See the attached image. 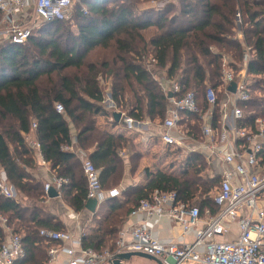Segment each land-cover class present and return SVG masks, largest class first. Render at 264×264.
Masks as SVG:
<instances>
[{"label":"trees","instance_id":"16d2710c","mask_svg":"<svg viewBox=\"0 0 264 264\" xmlns=\"http://www.w3.org/2000/svg\"><path fill=\"white\" fill-rule=\"evenodd\" d=\"M146 1L150 0H82L87 10L77 7V33L64 26L67 20H52L34 28L25 45L0 44V169L17 194L0 197V211L26 250V257L14 264H47L51 244L40 236L41 230L65 229L44 205L45 181L32 176L37 165L29 138L40 143L52 172L68 180L58 192L62 201L78 214L85 212L89 199L83 162L65 147L75 146L79 152L94 148L88 158L100 170L103 190L108 184L116 186L122 151H127L133 169L137 167L140 155L131 140L101 131L95 116L105 109L110 93L118 113L137 121H165L169 100L145 64L150 56L169 79L196 92L205 112L207 85H222L223 58L238 75L246 48H251V99L240 103L242 124L254 128L258 118L264 119V0H178V5L163 10L138 12V5ZM152 29L156 34L149 39L146 34ZM238 31L243 40L237 38ZM59 104L63 113L56 109ZM215 109L217 118L219 106ZM183 117L184 124L198 120ZM191 133L200 134L197 123ZM262 157L264 164V153ZM188 159L191 167L181 175L146 169L145 186L107 199L108 213L92 219L81 239L83 248L113 252L131 212L156 190L176 192L180 201L198 207L202 217L206 210L216 214L214 195L221 178L209 176L202 155L194 153ZM4 239L0 227V247Z\"/></svg>","mask_w":264,"mask_h":264},{"label":"built area","instance_id":"2783aa9c","mask_svg":"<svg viewBox=\"0 0 264 264\" xmlns=\"http://www.w3.org/2000/svg\"><path fill=\"white\" fill-rule=\"evenodd\" d=\"M74 4V0H0V39L25 45L32 33L29 20L31 11L41 23L68 20ZM84 12L86 13L85 9ZM237 22L242 24L239 13ZM237 38L244 39L241 31H238ZM251 51V48H246L243 69L238 75L229 59L226 56L223 58L222 85L218 89L207 85L205 95L208 109L205 112L198 104L196 92L178 80L169 79L165 71L155 67L157 61L150 56L145 64L169 100L166 119L164 122H151L149 119L142 124L122 113L121 119L130 130L156 123L162 130L160 134L153 136L164 147L174 148L183 157L190 158L194 153L202 155L208 163L209 176L221 178L220 187L214 195V202L218 207L216 214L206 210L202 217L198 207H191L180 201L176 192L160 190L142 200L130 214L131 217L143 214L157 219L165 216L177 224L184 234L195 231V241L165 244L154 238L150 229L134 226L120 232L113 252H97L83 248L82 232L80 239L75 240L68 231L44 229L40 236L47 244H51L48 250L49 263L59 253L65 252L71 258L68 264H110L115 256L124 253H144L159 259L163 264H264V119L258 118L254 128L245 126L242 124L244 113L240 107V103L251 99V76L248 74ZM232 84H236L235 92L230 91ZM219 94H222L220 101ZM216 106H219L217 118ZM56 109L59 113L64 112L60 104ZM183 114L198 117L195 122L200 128L198 136L185 128ZM32 127L36 129L37 124L33 123ZM30 142L36 161L49 167L40 143ZM65 150L80 155L75 146L65 147ZM82 158L88 182V199L96 200L100 205L107 199L118 198L121 190H103L100 170L88 157ZM67 183L68 180L52 175L45 182V194L48 195L52 188L59 192ZM0 197L16 198L15 189L1 175ZM235 226H238L236 235L233 231ZM0 227L8 237L0 247V264H14L24 259L26 250L22 237L14 233L8 217L1 211ZM67 244H72L73 247H65Z\"/></svg>","mask_w":264,"mask_h":264},{"label":"crops","instance_id":"0c3cea01","mask_svg":"<svg viewBox=\"0 0 264 264\" xmlns=\"http://www.w3.org/2000/svg\"><path fill=\"white\" fill-rule=\"evenodd\" d=\"M150 39V38H149ZM157 74L160 75L159 72ZM109 85V84H108ZM71 86V83H70ZM107 99L104 103V110L105 112H102L100 115L95 116L96 126L101 130L105 131L107 133H110L115 136H122L125 137L134 144L135 148L137 149V152L140 155V161L136 168L133 169V165L131 164L129 160V155L127 154V151L124 150L119 154L120 159L123 162L122 170L118 173L117 179H116V186L113 184L108 186L106 185L105 190H110L113 188H120L121 192L125 189H128L130 187H136L139 185L145 186L147 184L146 180V169H149L150 172H157V171H164L169 174L174 175H181L183 172L188 171L191 167V163L189 161L188 157H183L182 153H177V151L174 148H168V150L165 152L167 155V158H171V162L168 163L166 166L167 169H159L157 170L156 166L155 170L151 169V164H148L147 162H151L152 160L159 159L158 158V152L157 148L162 147L159 139L156 136H153V134H160L161 128L158 127V125L155 123V125L149 126L145 125L141 129L135 128L133 130H130L127 128L123 120L121 119L119 122L112 121L114 112H119V110L115 107L114 102L111 99L110 93H107ZM103 110V111H104ZM148 118L144 120L137 121L138 123H146ZM151 122H156L152 121ZM187 124V125H186ZM184 125L185 128L189 130L195 129V121H187ZM73 138L76 136V131L73 129ZM29 140H35L33 137L32 139L29 138ZM94 151L93 149H90L89 151H81L79 154L80 159L83 162L82 157H88L90 153ZM83 153V156H82ZM180 157V158H179ZM179 158V159H178ZM157 164V162H156ZM36 169L32 172V176L36 177L37 179H42L45 182H48L50 177L52 175H56L52 172L50 166H42L36 161ZM1 177L6 180V175L3 171L0 172ZM17 198V194H16ZM21 201V200H20ZM44 205L48 207V209L56 215L60 221L63 222V225L65 229H72L71 233L75 240L80 239V233L89 232V229L91 228V221L97 215L98 218H101L103 215H106L108 213V206L106 203H101L97 206L96 212L94 214L88 212L87 210L81 214L76 213L72 208L67 206L60 197L58 198H50L48 195L44 201ZM134 226H142L144 228L150 229L152 231L153 237L162 241L165 244L169 243H192L195 241L196 232H190L187 234H184L182 229L175 224L173 221L168 219L167 217H162L161 219H157L156 217L148 218L146 215L140 214L135 217H131L129 215L126 223L124 224L123 229H128L130 227ZM201 227V226H200ZM238 226H235L233 231L236 235L238 233ZM121 230V231H122ZM69 232V231H68ZM5 239L3 243L7 240V234H5ZM228 239H231L228 237ZM2 243V244H3ZM67 248H72V244L65 245ZM76 251L78 249L76 248ZM48 253V252H47ZM70 256L65 253L61 252L57 256V258L52 261L48 262L47 264H68L70 260ZM134 260V259H133ZM131 262V264H138L134 260Z\"/></svg>","mask_w":264,"mask_h":264},{"label":"rangeland","instance_id":"374dc122","mask_svg":"<svg viewBox=\"0 0 264 264\" xmlns=\"http://www.w3.org/2000/svg\"><path fill=\"white\" fill-rule=\"evenodd\" d=\"M177 1L178 0H163V1H159V2H153L152 0H150V1H146L142 4H139L137 9H138V12H142L143 10H149V9L159 11V10H163L169 4L178 5ZM81 2H82V0H74L75 4H74V7L72 9L71 16L69 17L67 22L64 23V26L69 27L74 33H77V27H76L77 26V17H76L77 7L85 8V6L81 4ZM85 10H87V9L85 8ZM29 20L31 21V29L32 30L41 25V22L38 21L36 19V17H34L33 11L30 12ZM155 34H156V30L152 29V30L147 32L146 37L150 38V37L154 36ZM4 41L9 42L8 40L0 39V44L4 43ZM103 112H105V110ZM161 145H162V143H161ZM162 147L163 148H161V147L157 148V152L159 153L158 158L159 157L160 158L158 160L157 159L152 160L150 163L147 162L148 164H151V169H153V170H155L154 166L157 167L156 168L157 170H159V169L161 170L164 167H166L168 165V163L171 162V158L170 159L167 158V156H166L167 154L165 153L168 150V148L164 147L163 145H162ZM156 162H157V164H156ZM164 169H167V167ZM164 171H167V170H164ZM64 231H69L71 233L72 229L66 228V229H64ZM134 260H136L135 262L138 264H157L154 261H150V260L138 258V257L134 258Z\"/></svg>","mask_w":264,"mask_h":264},{"label":"water","instance_id":"95a60500","mask_svg":"<svg viewBox=\"0 0 264 264\" xmlns=\"http://www.w3.org/2000/svg\"><path fill=\"white\" fill-rule=\"evenodd\" d=\"M236 90V84H232L230 87V91L235 92ZM171 97V95H170ZM122 118V114L121 113H114L113 115V119L116 120V122H119ZM48 196L50 198H58L59 197V193L55 190V189H51L48 193ZM98 206V202L96 200H89L87 202L86 205V210L92 214H94L96 212ZM143 258V259H147L150 261H154L157 264H163L159 259L149 256L147 254L144 253H124V254H119L117 256L114 257V259L110 262V264H131L132 260L134 258Z\"/></svg>","mask_w":264,"mask_h":264}]
</instances>
